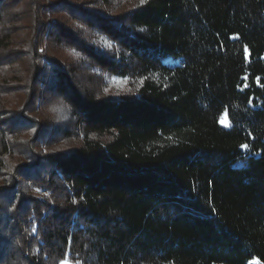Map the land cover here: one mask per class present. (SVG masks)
<instances>
[{
    "label": "trees",
    "instance_id": "1",
    "mask_svg": "<svg viewBox=\"0 0 264 264\" xmlns=\"http://www.w3.org/2000/svg\"><path fill=\"white\" fill-rule=\"evenodd\" d=\"M110 4L0 0V264H264V0Z\"/></svg>",
    "mask_w": 264,
    "mask_h": 264
},
{
    "label": "rangeland",
    "instance_id": "2",
    "mask_svg": "<svg viewBox=\"0 0 264 264\" xmlns=\"http://www.w3.org/2000/svg\"><path fill=\"white\" fill-rule=\"evenodd\" d=\"M9 1L10 7L6 10V17L4 18V23H3V27L7 28L9 31H13L14 33V38H16V48L14 47L13 49L15 51H21L24 49H27V45L25 46V43H27V36H28V30L25 28L28 24L27 21L25 20H19V21H14L12 20L11 16L14 15L15 13H20L23 14L24 12L22 11V9H20L19 7L12 8L13 4L15 3L16 0H7ZM56 1V0H55ZM75 1H79L82 2V0H75ZM111 4L110 6H108L107 8L111 10V12L113 13L112 15L118 14L120 12H123L125 10L131 9L135 3H137V0H110ZM142 0H138V2H141ZM91 7V6H89ZM94 8V6H93ZM49 18V17H48ZM46 20V19H45ZM51 22L55 21V19L51 18ZM20 43H22L24 46L21 47ZM46 43V42H45ZM19 45V46H18ZM18 46V47H17ZM42 46V45H41ZM40 49V48H39ZM40 53H42V49L39 50ZM48 53H54L53 47L49 45V49H48ZM16 66L13 67V70L16 68V71L18 70L17 74H19V77L22 76L23 79L22 81L19 80H13V82L15 84H19V85H24L23 82L26 80V75L25 71L29 68V59H23L20 60L17 64H15ZM94 85L97 82L96 80L93 81ZM25 86V85H24ZM116 89H125V90H130L131 89L129 87H127L126 85L122 84H117L116 86H114ZM132 88V87H131ZM135 88V86H133V89ZM22 92H24V90H21L20 93L22 95ZM33 94V93H31ZM51 94V93H50ZM18 95V94H14L11 95L9 97L6 98L7 100V106L9 109H13V110H18L21 109L24 105V100H26L25 94L24 95ZM51 97L49 99V101L47 100L42 106L41 108L38 109V112L35 115H27L26 117L30 120L33 118L34 121L37 122H43L46 124L52 123V124H61L60 121H63V125H67L69 123V118H67V114H66V110L69 107L68 101H66L64 98L59 97V95L57 94H51ZM75 122V119L70 121V124ZM25 127H32V123L27 121L25 123ZM69 125V124H68ZM24 128V129H26ZM21 130V128H20ZM25 134H20V143L22 144L23 142L26 141V139L29 137L23 136ZM62 142L57 143L58 149H62V148H71V144L70 143H63V146H60ZM25 147L22 146L21 150H24ZM12 163H15V160L12 161ZM65 264V263H62ZM249 264H258L257 261H252Z\"/></svg>",
    "mask_w": 264,
    "mask_h": 264
},
{
    "label": "snow or ice",
    "instance_id": "3",
    "mask_svg": "<svg viewBox=\"0 0 264 264\" xmlns=\"http://www.w3.org/2000/svg\"><path fill=\"white\" fill-rule=\"evenodd\" d=\"M241 148H242V149L246 148V145H241Z\"/></svg>",
    "mask_w": 264,
    "mask_h": 264
}]
</instances>
